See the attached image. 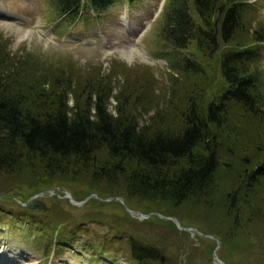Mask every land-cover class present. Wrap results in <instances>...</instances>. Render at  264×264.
I'll list each match as a JSON object with an SVG mask.
<instances>
[{
    "label": "rangeland",
    "instance_id": "rangeland-1",
    "mask_svg": "<svg viewBox=\"0 0 264 264\" xmlns=\"http://www.w3.org/2000/svg\"><path fill=\"white\" fill-rule=\"evenodd\" d=\"M165 1L118 0L97 15L87 9L69 20L58 16L53 0H0V47L9 63L25 60L13 63L25 71L18 76L28 85L42 77L40 69L52 75L70 71L78 82L105 76L113 87L110 107L116 102L113 95L124 89L133 96L129 86L141 84L143 101L151 106L139 110V120L148 123L157 108L167 112L173 91L175 95L195 87L203 95L201 103H206L223 86L219 52L201 57L191 40L180 54L198 62L207 76L199 82V77L182 78L180 73L173 87L170 49L159 37ZM244 1L243 29L233 42L245 43V48L253 39L246 32L264 26V0ZM250 44L256 49L252 59L264 93V41ZM241 111L236 106L228 112L231 136L218 135L216 187L208 206L194 198L177 205L147 201L127 191L121 181L108 185L82 173L63 175L33 165L11 174L0 171V264H134L124 257L130 237L158 247L164 253L163 264H264V178L248 192L250 198L238 215L223 209L226 190L237 184L240 174L250 172L256 156L264 155V120ZM241 182L243 189L246 182ZM41 191L37 199L45 209L21 203ZM27 213L35 216L34 222ZM60 237L65 238L62 244Z\"/></svg>",
    "mask_w": 264,
    "mask_h": 264
},
{
    "label": "trees",
    "instance_id": "trees-1",
    "mask_svg": "<svg viewBox=\"0 0 264 264\" xmlns=\"http://www.w3.org/2000/svg\"><path fill=\"white\" fill-rule=\"evenodd\" d=\"M53 1L58 16L71 20L87 9L97 15L118 0ZM244 3L165 1L159 37L162 45L170 49L167 58L173 87L180 73L182 78L199 77V82L207 76L198 62L180 54L179 50L191 40L201 57L219 52L218 70L223 86L206 103H201L203 95L197 94L195 87L175 95L173 91L170 96L176 98L168 102L167 112L157 108L149 114L148 123L139 120V110L151 106L143 101L145 87L141 84L129 86L133 96L127 90L122 92L124 89L113 95L116 102L110 107L113 87L105 76L78 82L70 71H56L52 75L40 69L42 77L28 85L18 76L25 71L16 65L25 60L9 63L4 47H0V171L11 174L33 165L63 175L82 173L107 184L111 180H115V185L121 181L127 191L147 201H170L177 205L194 198L208 206L216 187L213 176L219 164L218 135L231 136L227 130L231 124L228 112L238 106L241 112L264 120L260 70L253 63L252 52L256 49L250 44L264 41V26L246 32L253 39L246 42L249 44L245 48V43H237V33L243 29ZM225 44L231 46L222 49ZM153 102L156 106L157 101ZM255 162L250 172L240 174L237 184L226 190V214L238 215L239 207L250 198L248 192L261 184L264 155L256 156ZM241 179L246 182L243 189ZM27 214L34 222L35 216ZM53 239L47 241L46 248ZM64 240L60 237L58 244ZM128 243L129 252L123 253L128 261L164 263V253L158 247L131 237Z\"/></svg>",
    "mask_w": 264,
    "mask_h": 264
},
{
    "label": "water",
    "instance_id": "water-1",
    "mask_svg": "<svg viewBox=\"0 0 264 264\" xmlns=\"http://www.w3.org/2000/svg\"><path fill=\"white\" fill-rule=\"evenodd\" d=\"M42 194V191L41 192H39V194H34V195H32V196H30L29 197V199H30V201L28 202V203H25V202H21V203H23V205H26L27 207H29V208H37V209H40V208H42V209H45L46 207H45V205H44V203L42 202V200H40V199H37V197L39 196V195H41ZM128 210V209H127ZM133 212L132 210H128V212ZM173 221H175L176 223H178V221L176 220V219H173V218H171ZM181 227V226H180ZM187 228V227H186ZM186 228H184V229H186Z\"/></svg>",
    "mask_w": 264,
    "mask_h": 264
},
{
    "label": "bare ground",
    "instance_id": "bare-ground-1",
    "mask_svg": "<svg viewBox=\"0 0 264 264\" xmlns=\"http://www.w3.org/2000/svg\"><path fill=\"white\" fill-rule=\"evenodd\" d=\"M78 264V263H77Z\"/></svg>",
    "mask_w": 264,
    "mask_h": 264
}]
</instances>
